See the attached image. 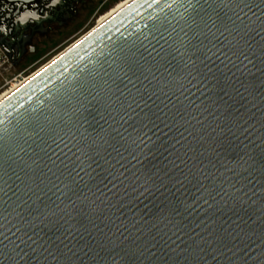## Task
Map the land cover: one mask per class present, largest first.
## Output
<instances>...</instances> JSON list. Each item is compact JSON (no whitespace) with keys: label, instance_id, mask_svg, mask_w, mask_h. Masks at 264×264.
Returning a JSON list of instances; mask_svg holds the SVG:
<instances>
[{"label":"water","instance_id":"water-1","mask_svg":"<svg viewBox=\"0 0 264 264\" xmlns=\"http://www.w3.org/2000/svg\"><path fill=\"white\" fill-rule=\"evenodd\" d=\"M0 264H264V0H136L2 101Z\"/></svg>","mask_w":264,"mask_h":264},{"label":"flooded vegetation","instance_id":"flooded-vegetation-1","mask_svg":"<svg viewBox=\"0 0 264 264\" xmlns=\"http://www.w3.org/2000/svg\"><path fill=\"white\" fill-rule=\"evenodd\" d=\"M128 1L130 2V0H0V98L24 77L20 81H15L16 79L29 73L51 54L52 44L67 42L83 27L93 22L96 26L101 22L97 23L102 17L98 18L100 12L111 11L123 2L124 7ZM111 15L105 18L108 19ZM8 76L9 81H15L11 85L7 81Z\"/></svg>","mask_w":264,"mask_h":264},{"label":"rangeland","instance_id":"rangeland-1","mask_svg":"<svg viewBox=\"0 0 264 264\" xmlns=\"http://www.w3.org/2000/svg\"><path fill=\"white\" fill-rule=\"evenodd\" d=\"M126 2V1H125ZM124 3V2H123ZM119 4L118 6H116L113 10L111 11H105V12H100L99 16H102L101 18H99V21L97 23H99L100 21L104 20V18L108 15H111L114 11H116L117 9H119L120 7H122V4ZM97 18V19H98ZM88 22V21H87ZM95 26L94 22L91 23L90 25H88L87 27H83L80 32L78 34H75L73 37H71L67 42L62 43V44H52L51 48L53 49V51L51 52V54L46 57L45 59H43L38 65H36L33 70H31L29 73L22 75L19 79H16L15 81H20L21 78L28 76L29 74L33 73L35 70H37L40 66H42L43 64H46L48 61L52 60L54 57H56L58 54H60L61 52H63L65 49H67L73 42L77 41L80 37H82L84 34H86L88 31H90L91 29H93ZM7 81L9 82V84H13L15 81H9L10 76L6 77ZM17 84V83H16ZM10 85L7 86V88L10 87ZM6 88V89H7Z\"/></svg>","mask_w":264,"mask_h":264},{"label":"bare ground","instance_id":"bare-ground-1","mask_svg":"<svg viewBox=\"0 0 264 264\" xmlns=\"http://www.w3.org/2000/svg\"><path fill=\"white\" fill-rule=\"evenodd\" d=\"M136 0H130V2L124 6V7H120L117 11H115L110 17H108V19H104L103 21H101L99 24H97L93 29H91L90 31H88L86 34H84L82 37H80L77 41L73 42L67 49H65L63 52H61L60 54H58L56 57H54L52 60L49 61V63L46 64V66L41 67L40 69H38L37 71H35L34 73L30 74L27 77H24L22 79L21 82H19L15 87H13L12 89H10L6 94H4L1 98H0V103L2 101H4L5 99H7L10 95H12L14 92H16L18 89H20L23 85H25L26 83H28L31 79H33L38 73H40V71H42L43 69H45L48 65H50L53 61H55L56 59H58L59 57H61V55L65 52L68 51L71 47H73L74 45H76L79 41H82L83 39H85L88 35H90L91 33H93L95 30H97L99 27H101L102 25H104L106 22H108L112 17H114L115 15H117L118 13H120L121 11H123L124 9H126L131 3H133Z\"/></svg>","mask_w":264,"mask_h":264}]
</instances>
